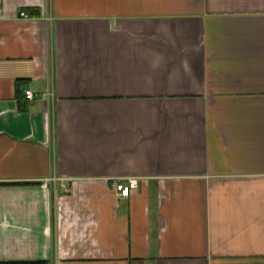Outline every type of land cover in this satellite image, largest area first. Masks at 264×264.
<instances>
[{"label":"crops","instance_id":"crops-1","mask_svg":"<svg viewBox=\"0 0 264 264\" xmlns=\"http://www.w3.org/2000/svg\"><path fill=\"white\" fill-rule=\"evenodd\" d=\"M40 260L264 264V0H0V262Z\"/></svg>","mask_w":264,"mask_h":264},{"label":"built area","instance_id":"built-area-1","mask_svg":"<svg viewBox=\"0 0 264 264\" xmlns=\"http://www.w3.org/2000/svg\"><path fill=\"white\" fill-rule=\"evenodd\" d=\"M21 14L27 16L26 12ZM25 96L30 100L35 99V93L31 87L25 89ZM52 179L57 181V178L54 177L45 179L43 183L46 185ZM138 180V176H119L115 179L116 190L123 196H130L134 188L138 186Z\"/></svg>","mask_w":264,"mask_h":264},{"label":"trees","instance_id":"trees-1","mask_svg":"<svg viewBox=\"0 0 264 264\" xmlns=\"http://www.w3.org/2000/svg\"><path fill=\"white\" fill-rule=\"evenodd\" d=\"M44 261H10V262H0V264H36L43 263Z\"/></svg>","mask_w":264,"mask_h":264}]
</instances>
